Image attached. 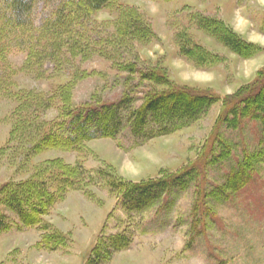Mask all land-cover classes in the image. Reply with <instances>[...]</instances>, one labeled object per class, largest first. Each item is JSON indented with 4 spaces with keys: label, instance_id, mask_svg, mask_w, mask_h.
Listing matches in <instances>:
<instances>
[{
    "label": "rangeland",
    "instance_id": "obj_1",
    "mask_svg": "<svg viewBox=\"0 0 264 264\" xmlns=\"http://www.w3.org/2000/svg\"><path fill=\"white\" fill-rule=\"evenodd\" d=\"M65 1H38L35 27ZM128 10L150 30L139 40L117 33ZM73 19V36L91 45L89 52L61 44L40 62L33 54L26 64V51L17 49L0 60V77L9 73L6 88L0 86V264H88L101 240L121 233L127 247L103 264H264V131L237 116L240 97L264 85V0H113ZM203 20L219 21L252 45L250 55L232 53L213 38L219 28ZM178 38L201 50L182 55ZM46 41L40 50H51ZM128 64L134 73L126 72ZM147 73L153 77L143 78ZM180 87L214 101L175 119L163 134L138 138L125 123L115 136L77 149L42 142L67 109L128 95L137 110L149 92ZM245 164L248 179L231 193L229 176ZM188 171L184 186L131 213L109 185L167 181ZM67 175L72 186L62 181ZM24 182L55 198L39 225H24L6 207L5 193Z\"/></svg>",
    "mask_w": 264,
    "mask_h": 264
},
{
    "label": "trees",
    "instance_id": "obj_2",
    "mask_svg": "<svg viewBox=\"0 0 264 264\" xmlns=\"http://www.w3.org/2000/svg\"><path fill=\"white\" fill-rule=\"evenodd\" d=\"M38 1L40 0L0 1V60L17 49L23 52L26 51V64L33 54L36 62H40L45 57L57 54L61 44L63 46L67 45V49L70 48L72 51L80 49V52H89L91 45H88L87 42L83 44L80 38L73 36L75 32L72 29H74L76 22L73 18L75 15L78 18L80 16L87 17L94 11L104 8L113 0H67L61 3L50 17L35 27L31 20V12ZM121 15L123 16L116 23L117 33L122 35L121 37H138L139 40L150 33L149 28L144 25L142 20H139L137 14L128 10L123 11ZM203 21L219 28V35L214 30L213 38L222 43L232 53L240 57L250 55L249 50L253 46L239 41L227 28H221L220 26L223 25L219 21ZM74 37L75 41L73 40ZM115 38L110 39L112 41ZM43 40L49 42L48 48L51 49L50 51L39 49ZM180 40L181 38H178V47L180 53L184 56L188 57L194 50H201L199 46H193L190 49ZM114 44L112 49H123V47ZM125 70L128 74L135 72L134 66L130 64L125 65ZM3 72L6 75L0 77V86L6 88L7 84L5 83L9 73L7 74L5 69ZM261 73L264 74V69ZM151 77H153L151 73L143 74L145 79ZM154 77L157 78V82L163 79L162 75L158 74ZM256 92H250V94L240 97L238 103L241 107L237 110V116L239 122L245 118L259 122L264 131V85L260 91ZM144 101L143 105L137 110L131 108V99L128 95L116 103L97 107L85 106L67 109L66 113L57 122L55 132L46 135L42 142L50 141L49 146L57 149H77L82 142L115 136L125 123L129 124L130 132L138 138L160 135L167 131L175 119L199 113L214 100L205 93L194 95L190 93L189 89L180 87L161 93L149 92ZM231 112L234 115V109ZM248 164H245L247 167L242 166L238 169L235 174H230L228 188L231 193L237 192L239 184L248 179L249 175L246 174V168H250ZM190 175L191 172L188 171L182 175L173 176L167 181L158 180L133 184L116 180L110 182L109 185L112 190L117 191L119 194L121 209L126 213H131L148 206L149 201L162 195L166 189L170 191L171 188L184 186L187 183L185 180L191 177ZM67 176L62 179L63 183L66 181L69 186L75 184L73 178ZM25 183L17 184L13 188V192L5 193L6 207L9 211L15 213L24 225H39L40 218L48 212L55 198L52 195L45 194L41 187ZM4 226V222L0 219V230ZM127 241L128 237L124 233L101 240L93 249L88 264H103L110 254L127 247Z\"/></svg>",
    "mask_w": 264,
    "mask_h": 264
}]
</instances>
